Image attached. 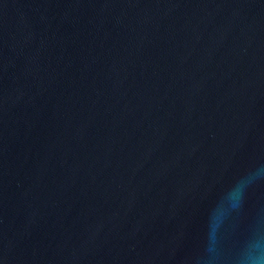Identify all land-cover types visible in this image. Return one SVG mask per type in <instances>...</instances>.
<instances>
[{
    "label": "water",
    "instance_id": "95a60500",
    "mask_svg": "<svg viewBox=\"0 0 264 264\" xmlns=\"http://www.w3.org/2000/svg\"><path fill=\"white\" fill-rule=\"evenodd\" d=\"M257 164L264 0H0V264H208Z\"/></svg>",
    "mask_w": 264,
    "mask_h": 264
},
{
    "label": "clouds",
    "instance_id": "9594fccd",
    "mask_svg": "<svg viewBox=\"0 0 264 264\" xmlns=\"http://www.w3.org/2000/svg\"><path fill=\"white\" fill-rule=\"evenodd\" d=\"M264 180V164H257L242 178L233 183L217 202L213 214L215 227L210 234L208 253L212 260L219 258L216 243V227L235 209L241 208L248 188ZM231 264H264V212L250 226L249 231L231 257Z\"/></svg>",
    "mask_w": 264,
    "mask_h": 264
}]
</instances>
